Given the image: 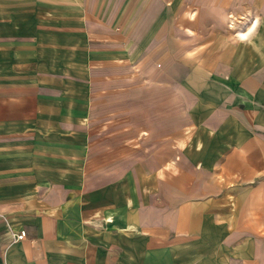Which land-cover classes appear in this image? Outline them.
Returning <instances> with one entry per match:
<instances>
[{
  "label": "crops",
  "instance_id": "crops-1",
  "mask_svg": "<svg viewBox=\"0 0 264 264\" xmlns=\"http://www.w3.org/2000/svg\"><path fill=\"white\" fill-rule=\"evenodd\" d=\"M262 5L0 0V264H264Z\"/></svg>",
  "mask_w": 264,
  "mask_h": 264
},
{
  "label": "rangeland",
  "instance_id": "rangeland-1",
  "mask_svg": "<svg viewBox=\"0 0 264 264\" xmlns=\"http://www.w3.org/2000/svg\"><path fill=\"white\" fill-rule=\"evenodd\" d=\"M262 4L263 0H170L174 19L183 14L195 21L201 19L202 29L214 30L218 34L228 31L237 33L250 20V25L255 23L258 17L252 15L262 14L257 10Z\"/></svg>",
  "mask_w": 264,
  "mask_h": 264
},
{
  "label": "built area",
  "instance_id": "built-area-1",
  "mask_svg": "<svg viewBox=\"0 0 264 264\" xmlns=\"http://www.w3.org/2000/svg\"><path fill=\"white\" fill-rule=\"evenodd\" d=\"M12 236L14 241H20L26 237V231L21 230L19 232H13Z\"/></svg>",
  "mask_w": 264,
  "mask_h": 264
},
{
  "label": "bare ground",
  "instance_id": "bare-ground-1",
  "mask_svg": "<svg viewBox=\"0 0 264 264\" xmlns=\"http://www.w3.org/2000/svg\"><path fill=\"white\" fill-rule=\"evenodd\" d=\"M256 24H258V19L256 20L255 23H253L252 25H250L249 28L255 26ZM251 29H252V28H251ZM238 34H240L241 36H244V37L246 36V32H243L242 29H240V30L238 31ZM248 34H249V33H248Z\"/></svg>",
  "mask_w": 264,
  "mask_h": 264
}]
</instances>
